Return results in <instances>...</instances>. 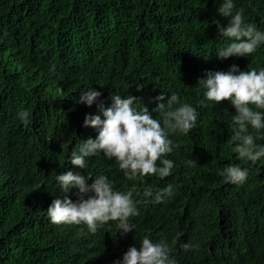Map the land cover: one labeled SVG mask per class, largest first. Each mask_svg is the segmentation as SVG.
<instances>
[{
    "label": "trees",
    "instance_id": "1",
    "mask_svg": "<svg viewBox=\"0 0 264 264\" xmlns=\"http://www.w3.org/2000/svg\"><path fill=\"white\" fill-rule=\"evenodd\" d=\"M219 3L0 0V264H113L145 235L166 239L178 264H264V162L249 165L232 151L228 100L198 107L197 127L172 135L176 166L164 179L127 180L103 155L90 158L86 170L69 162L81 140L98 135L84 119L100 114L101 102L109 106L110 94L142 98L150 112L161 92L197 106L204 91L198 81L209 70L264 67V46L251 57L217 58L227 43L216 25L227 22ZM236 3L245 20L264 29V0ZM88 87L102 93L91 106L78 102ZM21 108L30 113L27 127L17 118ZM229 164L248 167L243 184L219 175ZM68 170L103 173L118 190L135 186L136 229L121 235L111 222L93 235L83 225L52 224L46 210L53 200L77 199V189H57V173ZM169 184L173 197L144 201L145 188Z\"/></svg>",
    "mask_w": 264,
    "mask_h": 264
},
{
    "label": "clouds",
    "instance_id": "2",
    "mask_svg": "<svg viewBox=\"0 0 264 264\" xmlns=\"http://www.w3.org/2000/svg\"><path fill=\"white\" fill-rule=\"evenodd\" d=\"M216 12L227 21L216 24L220 37L227 41L226 46L217 49L218 59L251 57L264 46V29L245 20L244 9L237 6L236 0H220ZM198 84L204 91L197 106L184 102L178 93H171L167 99L162 92L153 97L152 112L158 113L160 119L152 115L142 98L132 94H110L109 106L101 102L100 114H87L84 119V126L97 129L98 135L81 140L71 150L69 162L86 170L90 158L103 155L117 162L127 180L147 176L164 179L176 166L169 158L179 147L172 135L189 134L198 124L197 108L209 103L215 106L223 100H228L235 109L230 125L232 151L249 165L264 162V144L257 142L264 140V67L242 70L239 65L232 64L227 71L209 70ZM101 95L100 91L88 87L82 91L78 102L91 106ZM17 118L26 127L32 123L29 111L24 108L18 110ZM187 165L193 166V160H188ZM218 171L226 182L233 184H243L248 178V167L241 164H229ZM55 182L62 194L77 189V199L64 195L62 199L53 200L46 210L52 224L83 225L93 235L111 227V222H115L121 235L136 229L133 218L140 215L138 205L141 201L137 199L139 193L135 186L118 190L103 173L91 176L72 170L57 173ZM42 185L45 184L41 181L33 189ZM174 193L173 185L169 184L156 191L145 188L143 197L147 203L159 204ZM172 252L166 239L153 241L145 235L139 247L130 246L113 264H178Z\"/></svg>",
    "mask_w": 264,
    "mask_h": 264
}]
</instances>
